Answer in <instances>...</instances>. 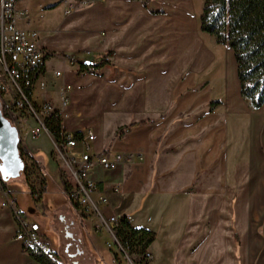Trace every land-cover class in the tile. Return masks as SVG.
Returning <instances> with one entry per match:
<instances>
[{
  "label": "crops",
  "instance_id": "obj_1",
  "mask_svg": "<svg viewBox=\"0 0 264 264\" xmlns=\"http://www.w3.org/2000/svg\"><path fill=\"white\" fill-rule=\"evenodd\" d=\"M197 16L193 0H100L65 14L51 35L38 30L49 54L32 100L60 111L62 130H90L94 152L136 154L112 169L93 166L90 178L99 185L94 197L107 201L100 205L106 214L155 232L147 264H264V104L254 107L241 95L233 51L213 46L207 33L206 40ZM107 54V64L79 72L80 62L95 64ZM65 84L72 87L63 109ZM32 140L20 145L45 188L41 198L49 172L35 158L38 148L62 188L68 172L48 146L53 137ZM10 183L5 187L17 204ZM56 213L65 228L78 225L87 242L103 238L94 215L81 217L70 203ZM16 231L0 197V264H39ZM91 249L97 264L98 247Z\"/></svg>",
  "mask_w": 264,
  "mask_h": 264
},
{
  "label": "built area",
  "instance_id": "obj_2",
  "mask_svg": "<svg viewBox=\"0 0 264 264\" xmlns=\"http://www.w3.org/2000/svg\"><path fill=\"white\" fill-rule=\"evenodd\" d=\"M20 1L0 0V107L9 121L17 128L20 139L23 133L32 139L44 133L52 137L48 130L47 120L53 114H60V111H56L49 102L36 103L32 100L37 75L49 52L40 46L38 30L25 29L19 23L21 19L23 23L26 22L28 15L25 8L18 6ZM98 1L100 0H59L58 4L64 6L65 14H69ZM66 57L71 64L75 63L73 58ZM55 75H60V72H55ZM40 85L44 87L43 83ZM71 87V84H65L61 89L63 109L69 103L66 92ZM23 120H25L24 132L20 127ZM27 120H32L33 123L29 124ZM93 139L94 135L90 130L80 138H77L76 131L62 130L60 140H53L54 149L58 154L56 156L73 180L70 182L68 178L64 179L61 193L71 205L78 209L81 217L87 218L94 215L98 220V223L93 226L94 231L105 230L124 251L112 229L121 216L108 215L100 207V205H106L107 201L104 197H94L99 191V185L90 178V170L95 165L104 169L115 168L119 164L130 162L136 154L104 150L94 152L90 144ZM79 145L81 147L78 149ZM23 156L25 155H22V158ZM32 194L40 197L39 191L34 190ZM0 197L1 206L10 209L16 220L15 238L28 251L44 254L52 260L50 246L41 234L39 225L29 220L17 209L11 191L3 185L1 180ZM145 257L150 258L148 252Z\"/></svg>",
  "mask_w": 264,
  "mask_h": 264
},
{
  "label": "rangeland",
  "instance_id": "obj_3",
  "mask_svg": "<svg viewBox=\"0 0 264 264\" xmlns=\"http://www.w3.org/2000/svg\"><path fill=\"white\" fill-rule=\"evenodd\" d=\"M57 2L58 0H21L18 6L27 10V18L29 19V22L23 23L21 19L19 20V23L23 25L25 29L40 30L41 37L51 35L65 16L64 6L57 4ZM193 2L195 4L199 21L202 0H193ZM202 35L205 39L208 36L205 33ZM209 40L213 46H216L214 37L209 36ZM231 58V53L228 50V59L230 63L227 70L229 87L234 89L235 79L233 73V61L231 62ZM24 121L25 120L20 123L23 132L25 131ZM27 122L30 124L32 120H27ZM22 139H24L25 143H31L34 141L32 138L25 136L24 133L21 136L20 144L22 143ZM20 144L19 148L23 149ZM48 146L53 148V154H57L51 142L48 143ZM38 149L39 153L35 158L42 161V165H45L46 170L49 172V174H47L45 171V175L49 182L47 184V191L42 193L41 198L39 196H33L30 187L25 184V181H28L34 190L39 192L45 190L43 184H39V178L33 174V168L29 166L31 163L29 157L23 156V160L27 166L25 176L24 173L21 172L20 176L11 178L8 181L11 182L10 188H13L18 192L16 194L18 208L29 220H32L39 225L41 234L44 235L46 242L50 246L52 260L57 264H96L94 255L89 251H92V245L96 244L98 247L96 257L99 264H136L139 257L134 254L129 255L126 251H122L119 245L111 239L105 230L101 232L103 236L102 239L91 237L94 241L89 239L90 242L89 240L87 242V237H83L82 231L79 229L78 225L65 228L58 220L59 215L57 216L56 210L61 206L67 205L69 202L65 200L66 198L61 193L62 184L59 180L58 171H49V155L43 152L44 150H42V148ZM0 170H4V164H0ZM68 179L70 182L73 181L69 174ZM68 208L71 213L75 214L73 207L68 205Z\"/></svg>",
  "mask_w": 264,
  "mask_h": 264
},
{
  "label": "trees",
  "instance_id": "obj_4",
  "mask_svg": "<svg viewBox=\"0 0 264 264\" xmlns=\"http://www.w3.org/2000/svg\"><path fill=\"white\" fill-rule=\"evenodd\" d=\"M144 1V0H143ZM200 29L214 37L218 44L224 45L234 53L237 64V74L240 81L241 95L248 99L252 106L264 104V0H203L200 14ZM109 54L101 56L95 64L79 63V72L95 70L107 64ZM3 115L8 119L6 113ZM134 124L121 129L124 134ZM48 130L53 139L59 141L62 133V118L60 114H53L47 120ZM81 133L77 132V138ZM20 155L31 158L25 149H19ZM26 164L22 169L25 175ZM0 170V180L5 185ZM34 190V189H33ZM33 193V192H32ZM119 243L129 255L139 257L136 264H147L145 254L147 248L156 237L149 229L134 227L125 215L112 226ZM24 251L26 248H23ZM39 264H57L44 254L28 251ZM97 264H99L98 259Z\"/></svg>",
  "mask_w": 264,
  "mask_h": 264
},
{
  "label": "water",
  "instance_id": "obj_5",
  "mask_svg": "<svg viewBox=\"0 0 264 264\" xmlns=\"http://www.w3.org/2000/svg\"><path fill=\"white\" fill-rule=\"evenodd\" d=\"M20 135L0 108V164H4V179L20 176L25 162L20 155Z\"/></svg>",
  "mask_w": 264,
  "mask_h": 264
}]
</instances>
